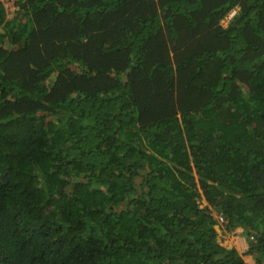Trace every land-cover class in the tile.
<instances>
[{"label": "trees", "instance_id": "1", "mask_svg": "<svg viewBox=\"0 0 264 264\" xmlns=\"http://www.w3.org/2000/svg\"><path fill=\"white\" fill-rule=\"evenodd\" d=\"M4 1L0 264H264V0Z\"/></svg>", "mask_w": 264, "mask_h": 264}, {"label": "rangeland", "instance_id": "2", "mask_svg": "<svg viewBox=\"0 0 264 264\" xmlns=\"http://www.w3.org/2000/svg\"><path fill=\"white\" fill-rule=\"evenodd\" d=\"M12 1L14 0L4 1V7L8 8ZM9 16L10 15L8 14V17ZM228 22L229 19H225V21L222 22V25L226 27ZM199 203L200 207L206 205L204 200H200ZM211 215L215 220L214 229L216 231L217 240L230 248H234L238 254H243L248 249L251 238L248 239L243 235L236 234L232 229L227 230V221L219 212L212 211Z\"/></svg>", "mask_w": 264, "mask_h": 264}]
</instances>
